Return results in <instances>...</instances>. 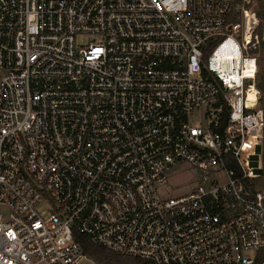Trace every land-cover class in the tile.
Returning <instances> with one entry per match:
<instances>
[{
  "label": "built area",
  "instance_id": "built-area-1",
  "mask_svg": "<svg viewBox=\"0 0 264 264\" xmlns=\"http://www.w3.org/2000/svg\"><path fill=\"white\" fill-rule=\"evenodd\" d=\"M258 1L0 0V264H264Z\"/></svg>",
  "mask_w": 264,
  "mask_h": 264
},
{
  "label": "trees",
  "instance_id": "trees-1",
  "mask_svg": "<svg viewBox=\"0 0 264 264\" xmlns=\"http://www.w3.org/2000/svg\"><path fill=\"white\" fill-rule=\"evenodd\" d=\"M258 15L261 21L259 28L261 41L258 50L255 51V54L259 56L257 87L260 91V105L264 106V0L258 1ZM231 20L236 21L237 17L233 16ZM76 240L82 245L85 254L93 259L96 264H151L148 260H139L112 252L84 236L76 235Z\"/></svg>",
  "mask_w": 264,
  "mask_h": 264
},
{
  "label": "rangeland",
  "instance_id": "rangeland-1",
  "mask_svg": "<svg viewBox=\"0 0 264 264\" xmlns=\"http://www.w3.org/2000/svg\"><path fill=\"white\" fill-rule=\"evenodd\" d=\"M181 167L182 169L185 170L184 172L170 176L169 180L172 183V185L175 187V191L171 194V196H178L190 188L193 179V174L189 170V167L186 166L185 164L181 165ZM39 212L43 214V216L46 218L49 216L48 208H46L45 206H41L39 208ZM83 264H89V263L84 262Z\"/></svg>",
  "mask_w": 264,
  "mask_h": 264
}]
</instances>
